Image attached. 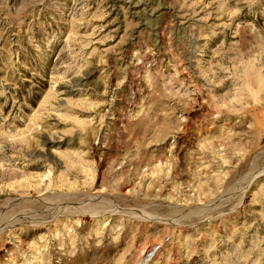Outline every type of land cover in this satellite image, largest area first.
I'll list each match as a JSON object with an SVG mask.
<instances>
[{"label":"rangeland","instance_id":"rangeland-1","mask_svg":"<svg viewBox=\"0 0 264 264\" xmlns=\"http://www.w3.org/2000/svg\"><path fill=\"white\" fill-rule=\"evenodd\" d=\"M0 264H264V0H0Z\"/></svg>","mask_w":264,"mask_h":264},{"label":"bare ground","instance_id":"bare-ground-1","mask_svg":"<svg viewBox=\"0 0 264 264\" xmlns=\"http://www.w3.org/2000/svg\"><path fill=\"white\" fill-rule=\"evenodd\" d=\"M154 254V253H153ZM151 255V254H150Z\"/></svg>","mask_w":264,"mask_h":264}]
</instances>
